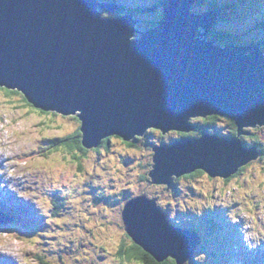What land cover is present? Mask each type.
I'll return each instance as SVG.
<instances>
[{"label":"water","instance_id":"95a60500","mask_svg":"<svg viewBox=\"0 0 264 264\" xmlns=\"http://www.w3.org/2000/svg\"><path fill=\"white\" fill-rule=\"evenodd\" d=\"M196 2L163 0L161 20L141 31L135 14L102 18L121 11L116 3L0 0V87L44 112L77 116L86 149L114 136L131 142L151 129L191 134L192 119L229 118L238 138L203 135L155 146L149 173L151 184L168 191L197 171L229 179L260 156L240 136L264 126V50L260 43L209 40L220 13H194ZM122 218L129 237L157 263L185 264L202 244L146 195L130 200Z\"/></svg>","mask_w":264,"mask_h":264},{"label":"rangeland","instance_id":"374dc122","mask_svg":"<svg viewBox=\"0 0 264 264\" xmlns=\"http://www.w3.org/2000/svg\"><path fill=\"white\" fill-rule=\"evenodd\" d=\"M117 1L125 12L156 6L153 12L136 15L141 30L162 17L163 0ZM213 5L221 10L210 35L229 34L236 45L263 42L264 0H198L192 11L209 13ZM80 126L76 117L43 114L21 94L0 92V201L6 208L13 204L10 214H19L13 224L0 227V264H42L33 259L35 253L48 264H137L119 255L133 245L121 213L129 199L141 194L156 198L172 222L196 228L206 240L191 264H263L264 128L252 131L254 139H242L260 146L261 155L239 176L228 182L203 173L179 181L174 194L151 184L148 177L154 147L172 145L181 138L178 132L162 135L153 130L133 147L113 138L101 151L50 152L53 141ZM215 128L218 133L233 132L221 122ZM24 187L29 194L20 192Z\"/></svg>","mask_w":264,"mask_h":264},{"label":"clouds","instance_id":"9594fccd","mask_svg":"<svg viewBox=\"0 0 264 264\" xmlns=\"http://www.w3.org/2000/svg\"><path fill=\"white\" fill-rule=\"evenodd\" d=\"M102 3H116L118 6H120V8H121V11L120 12H102V18H105V19H114V18H119V17H121V16H124V15H128V14H135V18L136 19H138L137 17H136V15H138L139 14V12H142V11H144V12H147L148 11V9H150V8H146L145 10H143V9H139V8H136V9H132V10H128V11H124V6H123V4H121L119 1H117V0H110V2H107V1H103V0H100ZM196 4V3H195ZM194 4V5H195ZM161 6V5H160ZM151 8H154V9H156V6H154V7H151ZM193 9V8H192ZM140 10V11H139ZM130 11H132V12H130ZM218 11V10H217ZM193 12V11H192ZM210 12H213L212 10H210ZM103 13H113V14H118L119 16L118 17H110V18H106V17H104L103 16ZM195 13V12H194ZM197 14H199V13H197ZM162 17H163V10H162ZM161 17V18H162ZM139 20V19H138ZM161 20V19H160ZM140 21V20H139ZM159 21V20H158ZM157 21V22H158ZM157 22L155 23V26L154 27H151L150 29H152V28H155L156 27V25H157ZM218 22H219V20H218ZM217 22V23H218ZM140 23H141V21H140ZM139 25V24H138ZM138 25H137V28H138ZM141 30V29H140ZM147 30H149V29H147ZM141 31H146V30H141ZM211 35H209V40H216V39H212L211 37H210ZM263 42H264V40H263ZM263 42L261 43V42H257V43H260L261 44V49L262 50H264L263 48H262V45H264L263 44ZM217 44H220L219 42H218V40H217ZM230 44H234V43H230ZM230 44H228V45H230ZM250 44H253V43H250ZM220 45H222V44H220ZM228 45H225V46H228ZM236 45V44H235ZM243 45H245V44H243ZM237 46H240V45H237ZM9 91H11V90H9ZM18 92V91H17ZM19 94H21L23 97H24V95L22 94V93H20L19 92ZM25 98V97H24ZM26 99V98H25ZM27 101V100H26ZM27 103H29L28 101H27ZM30 104V103H29ZM31 105V104H30ZM34 109H36V110H38V111H42V110H39V109H37V108H35L33 105H31ZM42 112H44V111H42ZM44 113H49V112H44ZM52 113V112H51ZM53 114H57V113H53ZM61 115V114H60ZM63 116V115H62ZM217 116V115H216ZM64 117H76L77 119H78V117L77 116H64ZM210 117H214V116H210ZM210 117H208V118H210ZM218 117H222V116H218ZM223 118H226V117H223ZM198 119H207V118H196V119H192L191 120V124L195 127V124L196 125H199V124H201L200 122H197V120ZM227 119V118H226ZM229 119V118H228ZM79 120V119H78ZM231 120V119H230ZM80 121V120H79ZM193 122V123H192ZM81 123V122H80ZM219 122H217L216 123V125L218 124ZM81 126H82V123H81ZM81 126L79 127V129H80V131H81ZM214 128H215V126H214ZM257 128H264V126H262V127H257ZM257 128H247V129H245L244 130V132H250V133H252V131L254 130V129H257ZM195 129H196V127H195ZM153 130H155V129H151V130H148L147 131V134L150 132V131H153ZM216 131L215 132H217V131H219L218 129H215ZM155 131H160V130H155ZM161 132V131H160ZM193 132H196L195 130L193 131ZM192 132V133H193ZM221 133V132H220ZM220 133H218L217 132V134H210V133H207V131L205 132V133H202L201 135L199 134V133H195V134H197V135H199L200 137H197V139H200V138H202V136L203 135H209V136H215V137H217V138H219V139H226V140H233V139H236V138H238V128H237V126H236V128H235V136H234V138H222V137H220L221 136V134ZM146 134V135H147ZM161 134L162 135H165V134H163L162 132H161ZM179 134H181V138L180 139H178V140H181V139H186V138H196V137H192L190 134H182V133H179ZM254 134V132L252 133V134H250V135H247V136H245V138H241V136H240V139H241V141H242V144L247 148V149H251V148H257V149H259V155H261V148H260V146H253V145H246V144H244V142H243V140L242 139H244V140H246L247 138L248 139H254V137H252V135ZM146 135H144V136H140V137H136L133 141H131V142H126V141H124L122 138H120V137H116V136H114V137H110V138H108V139H106V140H104L103 142H102V144L100 145V147H98V148H92V149H86V150H95V151H101L102 149H106V148H108V147H110V143H111V141L113 140V138H119V140L121 141V142H123L125 145L126 144H129L130 145V147H133V146H137V143L138 142H140L141 140H142V138L143 137H145ZM230 135V134H229ZM185 136H187V137H185ZM194 136V135H193ZM250 137V138H249ZM138 138H140L141 140H137ZM177 141V140H176ZM110 142V143H109ZM132 142H136V144H134V145H131V143ZM109 143V144H108ZM127 146V145H126ZM158 146V145H157ZM260 157V156H259ZM259 159V158H258ZM257 159V160H258ZM256 161V160H255ZM253 162V161H252ZM251 162V163H252ZM250 164V163H249ZM248 164V165H249ZM247 165V166H248ZM153 166V165H152ZM247 166H245V167H243L242 169H240L239 170V172L238 173H241L242 171H244V169L247 167ZM207 174L206 172H203V171H197V172H195V173H193V174H191V175H187V176H183V177H181V178H179V179H177L176 180V182H175V187H174V189L173 190H170V191H174V194H176V191H177V183L179 182V181H181L182 179H189V178H193V177H198L199 175H201V174ZM237 173V174H238ZM236 174V175H237ZM208 175V174H207ZM236 175H234V176H236ZM209 176V175H208ZM233 177V176H232ZM149 178V177H148ZM209 178H211V179H218L219 177H217V178H212V177H210L209 176ZM219 179H223V178H219ZM230 179V178H229ZM229 179H224V180H229ZM149 181H150V178H149ZM165 188H166V191L167 192H169L168 190H167V187L166 186H164ZM142 195V194H141ZM141 195H139V196H141ZM139 196H137V197H139ZM148 197V196H147ZM134 198H136V197H132L131 199H129L125 204H124V206H123V210H122V213H121V218H122V214H123V212H124V208H125V206H126V204L130 201V200H132V199H134ZM149 199H156V198H152V197H148ZM23 201V200H22ZM157 205H158V207L163 211V212H165L167 215H168V219H169V222L171 223V224H173L174 226H176V227H178V228H182V229H190V230H194V231H196L197 233H198V235L200 236V238H203L201 235H200V233H199V231L196 229V228H187V227H185V226H181V225H178L177 223H174V222H172V220H171V218H170V215L161 207V204L159 205V203L157 202ZM207 216H208V214L207 215H205L204 217H205V219L209 222L210 221V219H207ZM5 218H7V217H5ZM122 223H123V226H124V222H123V218H122ZM9 224H11V223H7V224H1L0 225V227L1 226H4V225H9ZM124 229H125V227H124ZM126 232V231H125ZM127 234V233H126ZM128 235V234H127ZM128 237H129V235H128ZM130 238V237H129ZM131 239V238H130ZM132 240V239H131ZM203 240H204V242H206V240L203 238ZM133 241V240H132ZM133 244H135L134 242H133ZM136 245V244H135ZM201 246V245H200ZM240 253V252H239ZM251 255V254H250ZM252 257H253V255H251ZM169 260H172V261H175V260H173V259H168L167 261H169ZM166 262V261H165ZM190 262H195V256H194V259L192 260V261H190ZM160 264H162V263H160ZM175 264H176V262H175Z\"/></svg>","mask_w":264,"mask_h":264},{"label":"trees","instance_id":"16d2710c","mask_svg":"<svg viewBox=\"0 0 264 264\" xmlns=\"http://www.w3.org/2000/svg\"><path fill=\"white\" fill-rule=\"evenodd\" d=\"M213 9L214 10H221L220 6H216V5H213L210 10H213ZM130 12H132V11H130ZM223 19H224V17L222 16L220 21H222ZM154 26H155V23L153 22L152 27H154ZM210 37L212 39H217L220 44L228 45V44L232 43V41L230 40L229 34H226V33H217V34L215 33V34H211ZM263 44H264V42H263ZM262 48L264 49V45H262ZM10 93H11V95L19 94V92H17V91H10ZM24 101H26L25 98H24ZM27 104L30 105L29 103H27ZM40 113L49 114V113H44L42 111H40ZM211 118H213L214 121H217L218 116H214ZM227 120L230 121V123H231V124L227 123V125L231 126L232 128H236V124L234 121H232L228 118H227ZM206 131H207V129L204 131L201 130L199 132V134L201 135L202 133H205ZM185 137H187V136H185ZM137 140H141V139L138 138ZM133 143L134 142H132L131 145H133ZM54 150L56 152L62 150V151H65L67 153H74V152H81L82 153V152H84L86 150V148H85V145L83 142V134L80 131V129H78L73 134H70V135L65 136L63 138H58L57 140L53 141V146L51 147L50 152H53ZM34 154H36V153H33L32 155L34 156ZM73 155H74L73 156L74 158H78V156H76L75 154H73ZM42 156H47L46 150H43ZM31 159H33V158H31ZM209 223L211 225L214 223V221L210 220ZM139 249H141V248L138 247L137 245L133 244L127 250L122 249L119 252V255L125 257V260H127L128 262H133V263H137V264H151V261H155L149 254L147 256H144L143 253H140L138 251ZM143 252L146 253L144 250H143ZM149 258H151V259H149ZM33 259H35L38 263L48 264L45 261L43 255H41V254L36 253L33 256ZM155 264H160V263H157L155 261ZM162 264H172V260L166 261Z\"/></svg>","mask_w":264,"mask_h":264},{"label":"flooded vegetation","instance_id":"af4514ba","mask_svg":"<svg viewBox=\"0 0 264 264\" xmlns=\"http://www.w3.org/2000/svg\"><path fill=\"white\" fill-rule=\"evenodd\" d=\"M197 122H200L201 124H199V125H196L195 124V127H196V129H195V131L196 132H193L194 134V136H192V137H200L199 135H197V134H195V133H199L201 130H206L207 129V133H210V134H217V132H215L216 130V128H214V126L216 125V123L217 122H221V123H223V124H227V123H229V124H231L230 123V121H228L226 118H223V117H218L217 118V121H214V119L213 118H207V119H198L197 120ZM227 126H229V125H227ZM231 129H233V132H232V134H230V135H228V134H223L222 132L220 133L221 134V136L220 137H222V138H234V136H235V128H232L231 126H229ZM248 133V135H250V134H252V133H250V132H247ZM179 134V133H178ZM179 135H181V134H179ZM247 136V135H246ZM242 138H245V136H243ZM250 138V137H249ZM240 175V173H238L236 176H233V177H231L229 180H227L228 182L229 181H231V180H233L234 178H236L237 176H239Z\"/></svg>","mask_w":264,"mask_h":264},{"label":"bare ground","instance_id":"6f19581e","mask_svg":"<svg viewBox=\"0 0 264 264\" xmlns=\"http://www.w3.org/2000/svg\"><path fill=\"white\" fill-rule=\"evenodd\" d=\"M244 133H247V132H244ZM243 136H246V135H241V138L243 137ZM234 150L236 151V152H234V153H238L239 152V150H238V148L237 147H234ZM12 166H13V164H12ZM13 168H14V166H13ZM12 168V169H13ZM12 169H9L10 170V172H14ZM21 191L20 192H22V193H24V194H29V189L28 188H23V189H20ZM10 207H13V204H8L7 205V208H6V205H5V203H3V202H1L0 201V217H8L7 219L8 220H11V219H15V221H16V216H18L19 214H17V215H12V214H10L9 213V208ZM2 209H6L5 211L4 210H2ZM18 213H20L19 211H18ZM13 216H15V217H13ZM202 239V244L204 243V240H203V238H201ZM201 244V245H202ZM138 246V245H137ZM139 247V246H138ZM200 247V245L198 246V248ZM197 248V249H198ZM142 249V248H141ZM197 249H196V251H197ZM196 251L194 252V256H195V253H196ZM36 254V253H35ZM251 255H253V254H251ZM260 261L264 264V259H260ZM192 262H190V261H188V262H186L185 264H191ZM250 264H252V263H250ZM254 264V263H253Z\"/></svg>","mask_w":264,"mask_h":264},{"label":"snow or ice","instance_id":"6c2138e0","mask_svg":"<svg viewBox=\"0 0 264 264\" xmlns=\"http://www.w3.org/2000/svg\"><path fill=\"white\" fill-rule=\"evenodd\" d=\"M0 92L4 93L6 96L7 95H11V93H10V91H9L8 88L0 87ZM34 111H35V109H34ZM138 251L140 253H143L144 256H147L148 255L147 253H144L143 252V249H139ZM149 259H151V258H149ZM151 264H155V261H151ZM172 264H175V261H172Z\"/></svg>","mask_w":264,"mask_h":264}]
</instances>
